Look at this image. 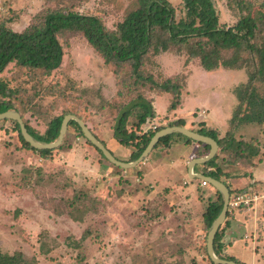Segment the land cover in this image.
Wrapping results in <instances>:
<instances>
[{
	"label": "rangeland",
	"instance_id": "374dc122",
	"mask_svg": "<svg viewBox=\"0 0 264 264\" xmlns=\"http://www.w3.org/2000/svg\"><path fill=\"white\" fill-rule=\"evenodd\" d=\"M169 1L176 18L182 17L180 0ZM231 2L214 0L220 23L229 26L238 17L228 8ZM130 4L131 0H0V22L22 31L45 11L67 6L96 15L114 29ZM58 39L63 49L59 68L42 77L9 64L0 73V85L22 91V100H30L33 112L23 118L35 131L44 132L51 116L69 111L80 115L112 154L125 162L136 147L121 146L113 138L121 105L136 98H157L159 113L162 107L165 112L139 129L155 130L174 119L172 102L181 103L184 98L183 112L198 98L229 103L224 98H238L247 83L244 68L207 71L197 58L187 57L176 47L144 60L139 71L143 79L137 78L127 64H104L78 33L62 32ZM250 68L253 71L255 65ZM147 76L158 84L172 80L178 95L155 87ZM253 84L256 94L264 97V80L257 77ZM65 138L61 148L43 156L23 149L10 119L0 121V251H20L37 264H173L161 260L160 252L168 257L181 250L183 234L176 239L180 232H172L171 238L161 239L165 230L154 220L161 203L153 194L147 195L149 187L140 179L147 158L168 162L175 160L179 149L166 153L153 149L134 167L119 168L103 159L74 127L67 129ZM258 168L264 171V160ZM254 224L248 236L258 241L256 264H264V209H259ZM206 233L200 241L202 259L186 264H210L204 250Z\"/></svg>",
	"mask_w": 264,
	"mask_h": 264
},
{
	"label": "trees",
	"instance_id": "16d2710c",
	"mask_svg": "<svg viewBox=\"0 0 264 264\" xmlns=\"http://www.w3.org/2000/svg\"><path fill=\"white\" fill-rule=\"evenodd\" d=\"M231 1L233 3H228V8L234 15L238 14V17L236 16L237 20L230 26L220 23L214 0H180L183 15L178 19L176 18V9L169 0H131V7L114 29L107 28L96 15L81 13L67 6H59V8L45 11L40 15L42 17L38 21L29 24L22 31L12 30L4 22H0V73L9 64H14L19 68L31 70L37 75L47 77L62 63L63 49L58 35L66 31L80 34L103 59L104 64H127L137 78H142L139 71L144 60L150 56L154 57L167 52L173 47L184 51L189 58H197L200 66L207 71L218 67L231 70L244 68L247 74V83L239 90V104L232 113L229 129L225 136L218 138L215 131L203 127L196 130L203 135L212 137L218 144V150L214 157L202 164L204 167L202 174L220 180L223 175L220 166L224 163L236 164L241 157L238 156V153L242 151L239 148L243 144L240 141L236 142L233 138V130L239 119L257 123L264 121V97L256 94L253 84L257 77L264 80V0ZM254 65L255 68L252 71L250 67ZM147 79L164 92L178 95V85L172 80L167 79L158 84L148 76ZM21 92L6 90L1 84L0 113L7 110L17 111L27 131L34 138L43 142H53L59 135L63 116L73 113L66 111L51 116L45 131L39 133L30 127L23 118L25 113L33 112V110L28 107L31 105L30 100H22ZM135 100L120 106L113 128V138L119 145L136 147V151L131 153L130 161L140 155L155 131L165 127H158L155 130L148 127L140 132L139 129L151 122L157 115L150 98L143 97ZM179 105L177 100L170 104V108L176 109ZM243 108V115L240 116ZM77 117L80 118V115ZM11 121L14 123L23 149L26 148V150L37 152L43 156L51 152L52 149L38 150L31 147L22 138L18 123ZM169 121L167 126H184L182 119ZM70 127H74L78 134L106 160L102 152L84 137L76 121L70 120L67 129ZM65 135L62 143L56 148L62 147L66 139ZM173 137L188 142L192 141L179 133H172L161 137L152 150L159 146H168ZM96 138L105 146L97 136ZM198 144L201 146L200 157L205 156L209 147L203 143ZM252 144V142L244 144V151L247 155L253 154ZM216 193L217 198L208 203L202 214L205 231L222 207L221 194L217 190ZM230 211L227 209L226 217ZM221 231L220 225L213 239L214 253L219 258L236 261L235 258L221 253L223 247L220 242ZM204 250L209 263L214 264L209 259L205 246ZM0 264H37V262L34 257L25 258L20 251L13 253L0 251Z\"/></svg>",
	"mask_w": 264,
	"mask_h": 264
},
{
	"label": "crops",
	"instance_id": "0c3cea01",
	"mask_svg": "<svg viewBox=\"0 0 264 264\" xmlns=\"http://www.w3.org/2000/svg\"><path fill=\"white\" fill-rule=\"evenodd\" d=\"M150 99L156 115L165 112L162 107L159 113L157 98ZM224 99L226 101L229 99V103L224 102L223 99L213 103L209 98H198L186 112H183L185 108L183 98L178 108L170 110V115L176 120L182 119L186 128L197 130L203 127L215 131L218 138H223L229 129L232 113L239 104L238 98ZM243 112L244 108L240 116ZM156 118L158 117L154 119ZM233 138L236 142L240 141L243 144L239 148L242 151L238 153L241 157L236 164L224 163L220 166L223 174L220 181L227 184L229 196L248 188L258 189L264 183V171L258 168L264 160V121L257 123L239 119L233 130ZM248 142L253 143L252 155H247L244 151V144ZM173 147L179 149L175 160L167 162V159L158 157L145 160V170L142 172L140 182L145 186L148 185L147 195L153 194L152 198H156L161 203L159 209L154 212L155 222L165 230V235L161 239L171 238L172 232H180L176 239L183 234L180 239L182 249L168 257L165 251H161V260L173 264H186L194 259L199 263L202 259L199 249L200 241L204 231L202 214L208 203L217 198V193L210 184H202L201 180L188 176V163L200 157L201 146L193 141L188 142L173 137L168 146H159L155 149H161V153H166ZM203 171L202 164H195L192 168L193 173H203ZM162 204L166 205L162 206ZM259 209H264V203L257 202L252 207L234 209L235 211L229 212L225 218L226 223L221 226L220 242L223 246L221 250L223 255L231 256L243 264L258 263L257 259L260 255L255 248L258 241L248 235L255 225L254 219H257Z\"/></svg>",
	"mask_w": 264,
	"mask_h": 264
},
{
	"label": "water",
	"instance_id": "95a60500",
	"mask_svg": "<svg viewBox=\"0 0 264 264\" xmlns=\"http://www.w3.org/2000/svg\"><path fill=\"white\" fill-rule=\"evenodd\" d=\"M4 119H10L13 121H16L19 126V131L24 139L25 142H27L31 147L35 149H54L58 147L64 138V135L67 131V124L70 120L76 121L78 126L80 127L84 137L97 149H99L103 156L106 158V160L111 163L114 166L120 167V168H130L134 167L137 165L139 162H141L152 150L154 145L158 142V140L168 134L172 133H179L189 139H191L194 142L197 143H203L209 147L208 152L205 156L198 157L192 159L188 163V176L190 178H197L201 181H204L207 184H210L213 186L220 194L222 197V207L219 212V214L216 216V218L212 221L211 225L207 229L206 233V242H205V247H206V253L209 257V259L214 263V264H240L239 262L233 261V260H227L223 258H219L215 255L214 250H213V239L215 237V234L220 227V225L224 222L225 217H226V212L228 209V201H229V190L226 184H224L222 181L214 179L210 176H207L202 173H193L192 168L195 164H203L210 160L211 158L214 157L218 150V144L217 142L210 136L203 135L196 130H192L189 128H186L185 126H179V125H172V126H165L157 131L154 132V134L151 136L149 139L147 145L145 148L142 150L140 155L133 161L131 162H125L122 160H119L116 158L112 152L106 148L97 138L96 136L91 132V130L87 127V125L77 116L73 114H65L61 120L60 124V130H59V135L58 137L53 141V142H43L40 140H37L34 138L28 131L23 123V120L20 116V114L15 111V110H7L4 112L0 113V120Z\"/></svg>",
	"mask_w": 264,
	"mask_h": 264
},
{
	"label": "built area",
	"instance_id": "2783aa9c",
	"mask_svg": "<svg viewBox=\"0 0 264 264\" xmlns=\"http://www.w3.org/2000/svg\"><path fill=\"white\" fill-rule=\"evenodd\" d=\"M155 126H153V129ZM205 184L204 181H201ZM264 203V183L258 189H245L235 192L229 196L228 209H246L255 203Z\"/></svg>",
	"mask_w": 264,
	"mask_h": 264
}]
</instances>
